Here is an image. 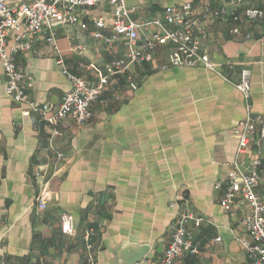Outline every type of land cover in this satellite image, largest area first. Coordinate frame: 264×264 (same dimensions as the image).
Returning <instances> with one entry per match:
<instances>
[{"label":"crops","instance_id":"0c3cea01","mask_svg":"<svg viewBox=\"0 0 264 264\" xmlns=\"http://www.w3.org/2000/svg\"><path fill=\"white\" fill-rule=\"evenodd\" d=\"M203 1L126 0V6L141 23L161 17L170 6ZM208 1L216 9L225 3L234 9L228 0ZM239 5L237 20L212 19L200 38L229 81L201 67L164 69L170 46H160L152 62L132 66L137 89L126 78L117 81L116 92L109 87L92 104L89 123L79 127L66 119L58 136L37 116H23L27 105L7 96L0 66V264H87L84 238L90 230L96 232V264H116L115 250L123 242L150 246L141 263L150 264L162 258L172 224L186 212L205 222L187 225L197 253H186L175 264L249 263L240 241L249 239L242 226L246 209L223 208L222 192L214 187L227 179L235 162L250 168L258 157L264 196V142L238 153L237 127L247 110L235 87L240 71L249 69L252 114L264 118V20L249 22L243 15L249 7L264 10V0ZM103 10H90V18L81 11L87 31L57 29L60 56L41 37L17 58L18 70L33 80L27 100L58 105L70 89L64 68L90 85L105 75L123 44L110 50L97 37L100 31L90 20ZM76 45L85 51H73ZM40 169L50 180L45 211L35 202ZM63 214L74 218L73 236L61 232Z\"/></svg>","mask_w":264,"mask_h":264},{"label":"built area","instance_id":"2783aa9c","mask_svg":"<svg viewBox=\"0 0 264 264\" xmlns=\"http://www.w3.org/2000/svg\"><path fill=\"white\" fill-rule=\"evenodd\" d=\"M228 1H231L234 9L231 10L228 3L216 9L210 1L205 0L198 6L191 3L170 6L161 17L138 23L133 19L134 10L126 6V0H0V66L6 76V94L15 103L27 105L22 112L24 117L37 116L53 127V136H58V128L66 119L73 120L79 127L89 123L93 116L92 104L109 87L116 92L117 81L126 78L131 88L137 89L131 74L132 66L152 62L160 46H170L168 63L164 69L201 67L229 81L212 62L200 39L210 20L238 19L240 0ZM94 8H106L100 17L90 20L100 31L97 37L110 50H115L116 44H123L122 54L107 65L105 75L100 77L96 85H90L84 78L64 68L63 74L69 80L70 89L58 105L27 100L25 92L33 80L18 70L17 58L31 52L41 37L45 38L53 53L60 56L57 29L70 26L87 31L88 23L80 10L85 11V16L90 18L89 11ZM243 15L249 22L264 20V10L254 7L244 9ZM155 28L159 32H153ZM144 29L149 30V33H142ZM105 31H109V34L103 35ZM232 33L238 34L239 30L233 29ZM73 51L84 52L85 48L76 45ZM58 64L63 66V60L58 59ZM227 67L234 68L232 64ZM235 87L241 93L247 110L245 120L237 127L238 153L245 154L258 142H264V118L252 114L249 69L240 71ZM261 165L258 157L250 168H245L241 161H237L227 179L217 181L214 186L215 190L222 192L220 205L223 208L240 205L246 209L242 226L249 239L240 241L249 260L247 264H264V196L259 192L263 185ZM35 178L40 185L35 198L36 206L40 211H45L50 197V180L43 169L35 173ZM190 222L200 226L205 220L192 212L181 214L171 226V242L162 258L150 264H175L186 253H197L187 230ZM60 228L63 235L73 236V216L63 214ZM95 235L96 232L90 230L84 238L87 264H96Z\"/></svg>","mask_w":264,"mask_h":264},{"label":"water","instance_id":"95a60500","mask_svg":"<svg viewBox=\"0 0 264 264\" xmlns=\"http://www.w3.org/2000/svg\"><path fill=\"white\" fill-rule=\"evenodd\" d=\"M157 2L159 0H151ZM150 246L123 242L115 250L116 264H141L150 253Z\"/></svg>","mask_w":264,"mask_h":264},{"label":"trees","instance_id":"16d2710c","mask_svg":"<svg viewBox=\"0 0 264 264\" xmlns=\"http://www.w3.org/2000/svg\"><path fill=\"white\" fill-rule=\"evenodd\" d=\"M92 228H94L95 229V227L93 226ZM95 240V241H94ZM93 242H96V237H94V239H93Z\"/></svg>","mask_w":264,"mask_h":264},{"label":"rangeland","instance_id":"374dc122","mask_svg":"<svg viewBox=\"0 0 264 264\" xmlns=\"http://www.w3.org/2000/svg\"><path fill=\"white\" fill-rule=\"evenodd\" d=\"M82 10H80V12H81Z\"/></svg>","mask_w":264,"mask_h":264}]
</instances>
